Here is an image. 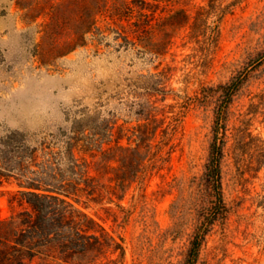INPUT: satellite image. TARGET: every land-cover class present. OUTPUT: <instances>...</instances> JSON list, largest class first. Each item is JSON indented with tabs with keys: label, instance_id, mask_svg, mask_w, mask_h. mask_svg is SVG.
Listing matches in <instances>:
<instances>
[{
	"label": "rangeland",
	"instance_id": "1",
	"mask_svg": "<svg viewBox=\"0 0 264 264\" xmlns=\"http://www.w3.org/2000/svg\"><path fill=\"white\" fill-rule=\"evenodd\" d=\"M13 132L38 170H67L73 137L135 147L102 157L131 172L119 199L79 202L122 239L107 264H185L194 245L193 264H264V0H0L5 173Z\"/></svg>",
	"mask_w": 264,
	"mask_h": 264
},
{
	"label": "trees",
	"instance_id": "2",
	"mask_svg": "<svg viewBox=\"0 0 264 264\" xmlns=\"http://www.w3.org/2000/svg\"><path fill=\"white\" fill-rule=\"evenodd\" d=\"M234 87V82L223 86L226 99ZM15 135L19 136L16 132L5 136L1 144L5 149L1 151L11 152L14 160L11 172L0 171V183L13 178L17 188L8 199L10 214L0 218V264L116 263L124 254L121 237L109 231L79 202L119 199L131 172L119 173L115 168V173L109 176L102 157L110 150L131 151L135 147H123L115 140L113 145L109 140L83 146L73 137L65 144L64 155L71 161L67 170H38L30 169L37 167L35 149L28 151L23 144L14 146ZM104 144L108 146L105 148ZM220 155V144L214 138L204 177L219 199ZM25 159L27 165L23 164ZM196 246L192 247L185 264L194 263ZM115 253L117 257L111 258Z\"/></svg>",
	"mask_w": 264,
	"mask_h": 264
}]
</instances>
